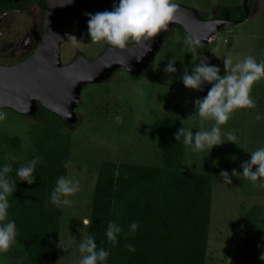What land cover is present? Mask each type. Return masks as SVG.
<instances>
[{"label": "rangeland", "instance_id": "rangeland-1", "mask_svg": "<svg viewBox=\"0 0 264 264\" xmlns=\"http://www.w3.org/2000/svg\"><path fill=\"white\" fill-rule=\"evenodd\" d=\"M117 2L85 0L81 8L67 15L65 41L60 51L63 65L73 60L77 53L94 59L108 45L104 41L90 42L85 13L111 10ZM250 2L252 12L246 20L225 25L208 43L206 57L211 64L221 68V75L225 71V57H232L233 63L247 55L264 59V0ZM176 3L199 11L204 19H212L221 7L240 5L242 0H176ZM43 18L44 10L36 3L24 13L10 14L2 22L0 60L9 57L12 64L16 63L29 48H34L42 33ZM69 35H75L82 42L74 46ZM186 36L188 34L181 26H173L143 77L133 79L120 68L109 81L87 84L81 90L76 110L78 124L67 129L70 134L69 160L72 162L67 168V176L79 180L80 191L70 197V207H61L58 238L61 246L70 242L72 247L67 250L57 247L55 264H77L81 256L78 245L86 238L88 227L83 226L81 219L90 215L102 161L162 166L154 122L160 117L173 116L174 106L178 107L183 126L192 128L193 132L201 127L202 118L195 112L194 101L205 95L200 90L186 88L180 79L184 70L190 71L199 62L184 45ZM28 37L30 40L26 44ZM170 57L176 60L177 72L174 74L164 71ZM251 95L256 107L236 110L229 121L221 125L224 130L234 131L238 136L237 144L225 142L214 146L210 152H192L185 145L184 168L212 176L205 264H236L248 249L251 236L264 229V188L253 187L250 181L235 176L228 185L220 177L222 170L230 175L233 169L242 172L240 166L250 159V151L264 146V118L255 119L256 113L264 117V79L253 85ZM0 110L8 114L0 121V163L7 162L11 156H18L24 162L39 155L30 141L29 130L33 123L43 118L35 120L8 108ZM213 124L215 121L210 119L204 121L203 126L210 128ZM12 138L19 140L17 146ZM0 264H27L17 240L8 251L0 253Z\"/></svg>", "mask_w": 264, "mask_h": 264}, {"label": "trees", "instance_id": "trees-1", "mask_svg": "<svg viewBox=\"0 0 264 264\" xmlns=\"http://www.w3.org/2000/svg\"><path fill=\"white\" fill-rule=\"evenodd\" d=\"M33 1H24L23 9ZM38 1L45 10L46 0ZM250 1L221 7L212 19L221 18L228 12L230 24L242 22L252 12ZM198 14L204 19L199 11ZM198 51L205 56L209 54L208 47H199ZM149 68L139 78L146 75ZM208 89L209 84H205L204 95ZM172 111L173 116L160 117L154 122L162 166L114 161L100 163L89 215L93 222L87 227V235L93 234L99 247L110 248L107 264H205L212 176L184 168L185 145L174 136L183 125L178 107L174 106ZM30 118H43L33 123L29 130L30 141L43 160L37 165L35 183L29 185L17 181L14 198L10 197V218L16 221L19 233L16 240L26 263L55 264L61 207L53 204L50 195L57 178L67 174L64 162L69 160L70 134L67 129L71 128L39 104ZM11 140L17 146L19 140ZM11 163L13 171L9 175L18 179L15 169L23 161L17 156ZM134 220L139 223L136 234L122 233L118 245L112 247L105 235L108 222L121 224L126 233ZM128 243L135 245L134 252L125 246ZM262 254L264 229L251 236L248 249L236 264H264L260 258Z\"/></svg>", "mask_w": 264, "mask_h": 264}, {"label": "clouds", "instance_id": "clouds-1", "mask_svg": "<svg viewBox=\"0 0 264 264\" xmlns=\"http://www.w3.org/2000/svg\"><path fill=\"white\" fill-rule=\"evenodd\" d=\"M72 0H67L71 3ZM180 5L176 0H118L111 10L98 11L95 14L85 13L88 17V36L90 42H107L119 50H126L131 44L143 45L144 52L151 50V39L162 30H167L169 24L176 19V12ZM71 43L78 46L82 41L75 35H69ZM202 41L198 37L188 35L184 38V45L190 49L191 54L199 60L191 70H184L180 79L184 86L193 90L202 91L205 84L211 85L207 95L197 98L194 101L195 112L202 118L201 127L193 132L192 128L182 126L174 133L178 142L188 146L192 152L212 150L214 146L225 142L236 143L238 136L234 131L224 130L225 125L238 109H253L256 101L251 95L253 85L264 79V59H257L255 55H247L243 59H237L233 63L232 57L224 58L225 71L221 75V68L211 64L208 57L198 51ZM140 59V56L137 57ZM175 58L170 57L164 68L166 73H176ZM7 112L0 110V121H4ZM261 113L255 114V119L260 120ZM214 120L210 128L203 126L204 121ZM237 144V143H236ZM250 159L241 164L242 172L222 170L220 177L228 185L232 184V177L244 178L252 183L253 187L264 188V146L250 151ZM17 157L11 156L7 162L0 164V253L8 251L15 243L18 236V229L15 219L10 218L11 202L10 197L17 188V181H24L31 185L36 182V168L40 162V156L24 161L15 169L18 179H13L9 174L13 171L11 161ZM235 159V157H233ZM71 161L64 162L68 168ZM80 191L78 179L61 175L51 191L50 199L57 206L70 207L74 196ZM93 220L87 216L81 219L83 226L91 225ZM139 228L137 221L128 225L125 233L121 224L116 221H109L105 230L107 240L112 247L119 243L122 233L135 235ZM129 251L134 252L135 245H125ZM58 247L69 249L70 242L61 246L59 239ZM81 253L77 264H107V258L111 255L110 248L99 247L95 236L89 233L86 238L79 242ZM264 260V254L261 255Z\"/></svg>", "mask_w": 264, "mask_h": 264}, {"label": "water", "instance_id": "water-1", "mask_svg": "<svg viewBox=\"0 0 264 264\" xmlns=\"http://www.w3.org/2000/svg\"><path fill=\"white\" fill-rule=\"evenodd\" d=\"M81 2L45 1L42 33L33 53L19 63L0 64V109L33 116L39 104L73 129L78 120L76 110L81 90L87 84L108 81L120 68H124L130 77L139 78L154 61L164 37L173 26L179 25L188 35L200 38V47L205 49L211 38L230 24L228 12L221 18L202 19L197 10L179 4L175 21L151 39V50L144 52L143 45L138 44H131L126 50L108 46L94 59L77 53L73 60L63 65L60 51L65 41V17L77 10Z\"/></svg>", "mask_w": 264, "mask_h": 264}, {"label": "flooded vegetation", "instance_id": "flooded-vegetation-1", "mask_svg": "<svg viewBox=\"0 0 264 264\" xmlns=\"http://www.w3.org/2000/svg\"><path fill=\"white\" fill-rule=\"evenodd\" d=\"M24 1H26V0H20L19 2H13V1H9V0H4V1H2V2H0V34H3L2 33V30H1V27H2V22H4L5 21V19L10 15V14H14V15H16V14H21V13H24L25 11H27L28 9H29V7L30 6H32L34 3H36L38 6H40L41 7V5H40V3H39V1L38 0H35V1H33L32 2V4L27 8V9H23V7H22V3L24 2ZM82 2H81V6L79 7V8H81L84 4H85V0H81ZM42 8V7H41ZM78 8V9H79ZM77 9V10H78ZM76 11V10H75ZM75 11H73V12H75ZM73 12H71V13H73ZM71 13H69V14H71ZM67 17V16H66ZM66 17H65V22H66ZM65 25V24H64ZM29 39H27L26 40V44L29 42V40H30V37H28ZM10 44V46L11 47H13L11 44H12V42L11 43H9ZM108 46H110L109 44L107 45V46H105V48H103L98 54H97V56L99 55V54H101ZM36 47V46H35ZM35 47L34 48H29L28 50H27V52H25L24 53V55L20 58V60H18V62H16V63H19V62H21V61H23L24 59H26L27 57H29L32 53H33V51H34V49H35ZM84 55V54H83ZM85 56V55H84ZM96 56V57H97ZM95 57V58H96ZM88 58V57H87ZM89 59H91V58H89ZM16 63H13V64H16ZM0 64L1 65H13L10 61H9V57H4V59L3 60H0ZM114 74V73H113ZM109 80V79H108Z\"/></svg>", "mask_w": 264, "mask_h": 264}, {"label": "crops", "instance_id": "crops-1", "mask_svg": "<svg viewBox=\"0 0 264 264\" xmlns=\"http://www.w3.org/2000/svg\"><path fill=\"white\" fill-rule=\"evenodd\" d=\"M117 162V161H116ZM118 163V162H117ZM66 176H67V174H66Z\"/></svg>", "mask_w": 264, "mask_h": 264}]
</instances>
